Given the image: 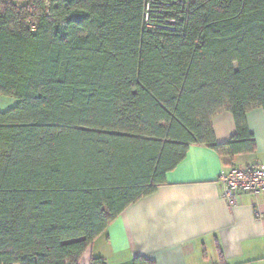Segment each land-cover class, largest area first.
Wrapping results in <instances>:
<instances>
[{
    "label": "trees",
    "instance_id": "1",
    "mask_svg": "<svg viewBox=\"0 0 264 264\" xmlns=\"http://www.w3.org/2000/svg\"><path fill=\"white\" fill-rule=\"evenodd\" d=\"M0 96V264H79L191 146L255 151L264 0H0Z\"/></svg>",
    "mask_w": 264,
    "mask_h": 264
},
{
    "label": "crops",
    "instance_id": "2",
    "mask_svg": "<svg viewBox=\"0 0 264 264\" xmlns=\"http://www.w3.org/2000/svg\"><path fill=\"white\" fill-rule=\"evenodd\" d=\"M0 96V100H3ZM15 100L0 105L3 113ZM245 121L255 151L232 158L205 145H193L165 177V184L127 207L92 243L79 264H264V193L240 194L236 206L222 198L219 174L237 167L264 166V110L247 112ZM217 145L235 134L233 116L212 120Z\"/></svg>",
    "mask_w": 264,
    "mask_h": 264
},
{
    "label": "built area",
    "instance_id": "3",
    "mask_svg": "<svg viewBox=\"0 0 264 264\" xmlns=\"http://www.w3.org/2000/svg\"><path fill=\"white\" fill-rule=\"evenodd\" d=\"M149 7L146 6L144 21L147 27ZM172 24V23H171ZM218 182L222 185V198L227 205L234 207L238 203L240 194L258 196L264 193V166L237 167L219 174Z\"/></svg>",
    "mask_w": 264,
    "mask_h": 264
},
{
    "label": "rangeland",
    "instance_id": "4",
    "mask_svg": "<svg viewBox=\"0 0 264 264\" xmlns=\"http://www.w3.org/2000/svg\"><path fill=\"white\" fill-rule=\"evenodd\" d=\"M12 101H13L12 98L5 97V98H3V100H0V105H6L7 103H11Z\"/></svg>",
    "mask_w": 264,
    "mask_h": 264
}]
</instances>
